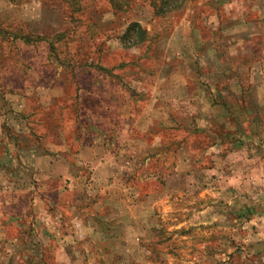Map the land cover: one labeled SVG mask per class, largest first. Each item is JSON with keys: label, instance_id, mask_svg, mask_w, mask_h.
<instances>
[{"label": "rangeland", "instance_id": "obj_1", "mask_svg": "<svg viewBox=\"0 0 264 264\" xmlns=\"http://www.w3.org/2000/svg\"><path fill=\"white\" fill-rule=\"evenodd\" d=\"M20 1L0 0L1 48L7 42L17 45L3 38L2 30H28ZM41 1L45 3L39 12L42 17L50 15L49 8L66 17L59 24L62 29L48 37L55 51L48 41L36 42L41 60L47 53L55 65L68 68L78 61L95 67L87 72L78 68V84L100 92L103 102L94 101L93 96L85 98L79 103V115L85 109L98 112L112 106L111 112H103L112 117L109 94L119 90L121 100L130 97L133 106L138 96L140 108L139 101L145 103L157 92L149 81L162 83L166 75L171 86H183L189 80L194 85L185 90L189 98L182 107L172 98L165 107L152 101L132 123V114L125 126L122 122L117 136V122L109 121L102 140L107 146L101 153L105 163L116 158L120 165L106 176L79 158L71 188L53 192L50 202L36 200L34 205H52L63 212L49 215L60 222L54 228L38 217L36 221L34 215H19L21 208L33 205L31 197L20 191L35 187L24 182L33 176L23 175L20 169L12 175L7 191L0 171V264H259L258 249L252 247L264 235V36L242 41L238 35L252 38L263 32L264 0H186L163 16L152 15L149 0ZM28 9L31 15L39 11L37 6ZM129 21L138 22L148 38L123 47L115 34ZM58 33L63 37L55 41ZM201 41L213 42L215 51L204 48ZM27 57L28 53L23 54V59ZM258 60L263 61L261 70ZM164 61L170 69L179 61L186 69L160 72ZM111 64H119L117 68L127 75L109 71ZM102 66L106 70H98ZM68 69L61 81L69 92ZM61 81L54 84L58 87ZM137 81L147 83L142 93L136 89ZM212 84L218 85L217 91ZM18 85L16 72L0 74L4 100L0 103L9 101L11 109L18 108L12 104L16 97L7 94ZM193 92L195 101L190 97ZM118 104L121 109L127 103ZM70 108L63 110L69 143L91 141L93 136L71 122ZM150 122L153 126L147 127ZM4 123L8 124H0V161L12 155L2 149ZM80 153L67 152L74 159ZM181 159L190 161L192 167L176 182L171 174Z\"/></svg>", "mask_w": 264, "mask_h": 264}, {"label": "crops", "instance_id": "obj_2", "mask_svg": "<svg viewBox=\"0 0 264 264\" xmlns=\"http://www.w3.org/2000/svg\"><path fill=\"white\" fill-rule=\"evenodd\" d=\"M43 4L45 3H43L41 0H23L18 4L20 7L22 21L25 24V28L28 29L25 30V33L29 34L31 39H33L32 41L26 42L20 38L19 35L10 32L2 34L3 38L6 40L10 39L11 41H14V43L16 41L17 45L9 46L7 45V42L6 47L1 48L0 46V74L7 75L11 72H16L19 85L13 91L7 92L8 96H11L12 99H14L13 96L16 97V100H14L12 104H17L18 108L11 109L9 107V101L7 103H0V124H3V121L8 123H4L6 127L2 126V149L4 150L3 152H7V154L11 152L13 156H16V158L13 159L14 157L12 158V155L9 154L11 157H7L4 161H0V171H2L5 176L4 178L6 180H4V185L7 187V189L4 188V190L7 191L11 190L12 175H14L17 171L19 172L20 169L21 171L23 170V175L28 173L33 176L25 178L26 180L24 182H26V184L32 182L35 187L27 188V186H25L20 190L23 196L28 198L31 197V200H33V205L24 206L21 208L19 215H34L35 220L38 217L41 223L44 225L50 224L54 228V225H57V223L60 222H55L53 218L50 219L49 215L53 214L54 211H56L58 214L63 212L52 205H50L49 208H40L38 206V208H35L34 205L37 203L36 200L50 202L49 200L52 198L51 194L53 192L56 193L58 190L67 191L69 188H71L70 185L74 183L73 173L76 172L75 167H77L79 164V158L81 159L82 164L86 163L89 167H91L90 164L92 163L94 170L98 169L97 171H105L104 175L106 176H111L120 165L118 164L119 160H116V158L114 160H110L109 164L105 163L103 159L105 156L101 153L106 149L107 146V144L102 142V140H105V136L107 135L106 126L109 121L112 120L110 123H113V120L114 122H117L115 125V136H117L122 131V122L124 123L123 126H125L132 114V118L129 119L130 123H132V121H134L137 117L143 115L146 106L148 103H152V101L157 107H165L168 105L167 102H170L172 98L173 100H176L178 106L181 105L182 107L185 104V99L189 98V96L185 94V90L188 88L190 89V86L193 84V82L189 80V82H185L183 86H171L169 77L166 75L167 77L165 76V78H163L162 83H160L159 80L149 81V86L155 85L157 92L150 94V97L146 99L145 103L139 101L141 104L140 108L138 105H136L138 102V96L135 97L136 100L134 101L136 104L133 106L132 98L128 97L124 101L121 100L122 97L120 92H122V90H119L118 93L114 92L113 94H109V100L113 104L114 111L112 117L109 118L105 115V113H103L111 112L112 106H109L108 110L107 107L104 106L103 108H100V111L98 112L85 109L83 116L79 115V111L81 110L79 103L85 102V98L87 99L93 96L92 99L94 101L96 100L99 103L103 102V100L100 99V96L102 95L100 92L95 93L92 91L90 86L87 87L78 84L80 74H78L76 70L79 68L82 69V72H87L88 70H94L95 67H88L86 65L77 64L74 62L70 66L66 65L68 68H70L68 69L65 67V65H60L57 63L55 65L52 63V59L47 56V53L44 56V61L41 60L42 54L36 52L35 49L37 47L36 42L39 40L41 44L44 42L47 44V41L49 40L48 37L62 29V27L59 28V24L63 23V20L65 19L63 15L57 14V12L51 8H49L50 11L48 10L50 15L45 17L39 15ZM36 6L39 11H34L33 15H31V11H29L28 8ZM36 12L37 15L35 14ZM113 22H116V20H113ZM249 22L250 21L246 22L248 29L250 27ZM54 26L57 28L53 29ZM243 34L244 33L238 35L242 41H248V39L256 38L259 39L264 36V28L262 33H258V37L253 36L250 38L249 35ZM37 38L39 39L36 40ZM201 42L203 43L204 48L207 47L212 51H215L214 47L212 46L213 42ZM27 53L28 57L23 59V54H26L27 56ZM24 60H28L29 63L24 62ZM180 61L172 63L171 69L174 67H178L179 70L186 69V66H183L182 62ZM117 66H119V64H111V66H109L110 69L108 70L112 72L119 70V72L115 73H119L123 76L127 75V73L123 74L122 69H118ZM262 66L263 61L258 60L259 70H261ZM102 67L103 68H97L98 70H106L104 66ZM45 69H49V71L45 72ZM66 69H68V74L66 73V82L71 87V91L69 92L63 89L62 85L64 82L62 83L61 81L63 79L62 75L64 74V71L66 72ZM171 69L168 62L164 61L160 65V72L168 70L170 71ZM39 72L45 73L39 74ZM137 72L140 73L141 70L137 69ZM85 76H88V74H85ZM132 76L134 78L133 80H139L136 75ZM56 81H61V85L57 87L54 84ZM136 83L140 84L139 86H136V89L139 87L142 93V89L145 90L143 85H147V83L139 81ZM237 83L239 85L241 80H238ZM186 84L189 85L186 87ZM1 85L7 88L13 87L4 84ZM212 85L217 91L218 85ZM208 86L211 90L210 84H208ZM119 87L121 89L122 86L119 85ZM53 89H55V92H59L55 93L52 91ZM159 89L160 91L158 92ZM132 95L137 94L132 93ZM208 95H210V93H208ZM190 97L193 98V101L197 99L196 95H194V92ZM0 101H4L2 97H0ZM121 102H125L127 104L124 105V108L118 109V103ZM116 104H118L117 107ZM191 104L196 105L193 102ZM2 105L4 107H1ZM132 107H135V109L133 110ZM67 108L71 109V122L73 125L76 126V128L78 127L83 131H86V133L90 136H93L91 141L82 142L76 146H73L69 143L68 135L64 131L66 118L64 116L63 110ZM184 117L181 118L183 119ZM153 124L150 122L147 127H152ZM179 124L185 125L180 122ZM76 134L78 135V132H76ZM15 138L16 141H14ZM120 145L121 142L117 146L118 152ZM70 150L74 151L75 154L78 151L81 152L79 154L80 156L77 157V155L76 159L70 158V155L67 154V152ZM114 157L116 156L114 155ZM191 167L190 161L186 163V161L181 159L175 163V167L173 168L174 173L171 174V177H173V179H175L177 182L178 177L181 174L189 172ZM261 215L264 217V206L263 211H261ZM253 245L254 247H252V249H258V253L255 256V258H257L256 262L259 264H264V235L257 239Z\"/></svg>", "mask_w": 264, "mask_h": 264}, {"label": "trees", "instance_id": "obj_3", "mask_svg": "<svg viewBox=\"0 0 264 264\" xmlns=\"http://www.w3.org/2000/svg\"><path fill=\"white\" fill-rule=\"evenodd\" d=\"M62 1H66V0H62ZM68 1H70V0H68ZM68 1H66V2H68ZM185 1L186 0H149L148 7L151 9V13L153 16H163L166 13L179 8L182 5V3ZM65 19H66V17H65ZM19 28H22V29H19ZM19 28H15L16 30H14V31L8 29V30H6V32L7 33L10 32V33H14L16 35H19V37L22 38L26 42H30L33 40V39H31V37L29 36L28 33H25V30L23 29L24 27H19ZM6 32H4L2 30L1 33L4 34ZM115 35H116V38L118 39L119 44H121V46H123V47L136 46L138 44H141L142 42H144L148 38L146 30L136 21L126 22L125 25L119 31L116 32ZM62 37H63V35H60L58 33L57 36H55L53 39L55 41H59L62 39ZM38 39L39 38H37L36 40H38ZM51 40H50V42L48 41L49 47L52 49V51H55L54 47L52 46ZM50 48H49V50H50ZM52 51H50L51 54L53 53ZM75 62L77 64H82L81 62H78V61H75ZM73 63H71V64H73ZM14 141H16V138L14 139Z\"/></svg>", "mask_w": 264, "mask_h": 264}]
</instances>
